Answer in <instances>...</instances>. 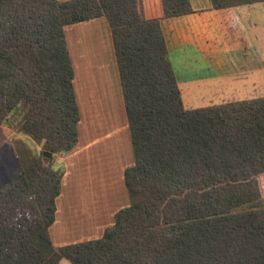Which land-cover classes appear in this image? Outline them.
<instances>
[{
	"label": "trees",
	"instance_id": "trees-1",
	"mask_svg": "<svg viewBox=\"0 0 264 264\" xmlns=\"http://www.w3.org/2000/svg\"><path fill=\"white\" fill-rule=\"evenodd\" d=\"M193 12L190 0H0V125L42 148L0 182V264H264V96L184 107L160 21ZM99 17L134 157L130 204L101 237L56 247L54 155L74 147L79 120L64 27Z\"/></svg>",
	"mask_w": 264,
	"mask_h": 264
},
{
	"label": "crops",
	"instance_id": "crops-1",
	"mask_svg": "<svg viewBox=\"0 0 264 264\" xmlns=\"http://www.w3.org/2000/svg\"><path fill=\"white\" fill-rule=\"evenodd\" d=\"M205 2L206 6L203 7L201 12L165 18L160 21L168 54L184 46H193L211 67V71L213 70L215 73L210 74L209 77L206 75L203 78H192L191 82L190 79L182 78V80H179L177 78L183 104V92L185 88H188L186 85L200 87L205 84L207 87H212L217 82L213 75L228 76L231 77L230 80L235 81L237 78L240 79L241 76L249 72H257V69L263 67L261 62L258 63L257 58L261 57L257 55L256 46L248 33L244 20L241 18L242 12L240 13V11L242 9L246 11V8L264 3L216 10L210 8L209 0L208 2L205 0ZM190 3L194 10L198 9L193 0H190ZM204 19L207 20L206 24H200L199 22ZM253 24L256 29V23ZM202 27L207 28V37H201L202 32L199 28ZM216 28L222 31L220 45L218 42L215 43ZM64 36L73 69L72 85L79 120L75 147L68 152H60L54 155L53 165L55 163L58 165L64 164L66 170L63 184L62 186L60 184V192L56 197L58 207H56L54 222L61 203L60 197L65 195L67 189L76 190L77 182L75 181L81 176H77L76 171H80L84 175L82 171L87 167L91 173H94V176L103 181V170L108 167H116L118 168L117 177L119 178L122 175L124 180L123 173L126 168L117 167V161L114 162V160L120 152L121 158H119V161L127 165V160L124 157L126 156L128 161H131L133 155L111 32L107 20L104 17H99L66 25ZM237 61L241 64V68L237 69ZM253 83L255 82L253 81ZM13 139H15L14 131L5 125H0V154L10 144V140ZM56 169L59 170V168ZM65 181L67 185L64 184ZM103 185L106 188L110 184L108 182L103 183ZM115 185H117V182ZM105 188L102 197L94 199V202H98V205L107 202L104 200L109 199V193L107 195ZM71 195L69 194L68 197ZM79 196L77 201L86 198L81 194ZM70 199L73 200L72 197ZM88 199L87 196L86 200L88 201Z\"/></svg>",
	"mask_w": 264,
	"mask_h": 264
},
{
	"label": "rangeland",
	"instance_id": "rangeland-1",
	"mask_svg": "<svg viewBox=\"0 0 264 264\" xmlns=\"http://www.w3.org/2000/svg\"><path fill=\"white\" fill-rule=\"evenodd\" d=\"M206 1L208 2V0ZM193 3L198 7L194 12H201L203 7L206 6L205 0H193ZM246 9V11L243 9L240 11V13L242 12V17H240L244 20L248 33L256 46L257 55L261 57L259 58L260 61L257 58L258 63L261 62L263 67L257 69V72H249L241 76L240 79L237 78L235 81H233V79L230 80L231 77L228 76L213 75V77L217 79V82L216 84L214 83L215 86L212 87H207L205 84L200 87H189V85H186L188 88H185L183 92V105L185 108L205 107L232 100L264 96V4H257ZM206 21L207 20L204 19L199 23L206 24ZM253 23H256V29ZM199 29L202 32V38L208 36L206 27ZM221 36L222 31L216 28L215 43L218 42L219 45L221 44ZM168 58L175 76H177L176 78L179 80L184 78L190 79L191 82L192 78H203L206 77V75L209 77L210 74H215L193 46L181 47L168 54ZM237 65V69L241 68V64L238 61ZM253 81L255 83L252 84ZM14 138V141L10 140V144L0 154V182L2 184H12L15 181L16 175L20 170L19 161L24 162L27 154L30 156L33 154L37 155L42 150L41 145L26 134L15 132ZM78 145L80 147V143ZM120 154L119 152L116 157L117 160H114V162L117 161V167H122L123 169L131 167L134 163L133 155L131 161H128L126 156L124 157L125 160H127V165H125L126 163L119 161V158H121ZM29 161L31 162V160H27L24 164H28ZM128 162L130 163L128 164ZM53 167L55 169L59 168L63 174L62 186L64 176L66 175L65 165H58L55 163ZM87 169L86 167V169L82 171L84 175L80 171H76L77 176L81 175L79 179L75 181L77 182L76 190L71 191L67 189L65 195L60 197L61 203L58 208V215L53 225L49 228L52 243L56 247L101 237L105 229L113 225L115 213L130 204V198L125 188L122 175L119 178L117 177L118 168L108 167L104 169L103 181L99 179V177L94 176V173H91L89 169L87 171ZM111 181L112 183H110ZM108 182L110 185L105 188L103 183L106 184ZM116 182L117 185H115ZM258 183L261 194L264 197V175L259 177ZM64 184L67 185V182L65 181ZM104 188L107 195L109 193V199L104 200L107 202L98 205V202H94V199L102 197ZM67 194H72L70 197H72L73 200L70 199ZM80 194L83 195L84 198L86 197L85 200L77 201ZM87 196L89 197L88 201L86 200ZM56 207H58L57 204ZM60 263L71 264L66 259H62Z\"/></svg>",
	"mask_w": 264,
	"mask_h": 264
},
{
	"label": "water",
	"instance_id": "water-1",
	"mask_svg": "<svg viewBox=\"0 0 264 264\" xmlns=\"http://www.w3.org/2000/svg\"><path fill=\"white\" fill-rule=\"evenodd\" d=\"M44 155L49 157L51 155V153L50 152H44Z\"/></svg>",
	"mask_w": 264,
	"mask_h": 264
}]
</instances>
